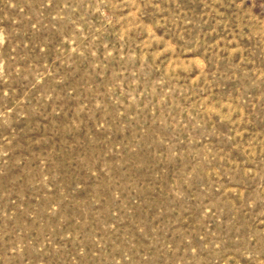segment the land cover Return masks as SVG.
Returning <instances> with one entry per match:
<instances>
[{"label":"rangeland","instance_id":"obj_1","mask_svg":"<svg viewBox=\"0 0 264 264\" xmlns=\"http://www.w3.org/2000/svg\"><path fill=\"white\" fill-rule=\"evenodd\" d=\"M0 264H264V0H0Z\"/></svg>","mask_w":264,"mask_h":264}]
</instances>
